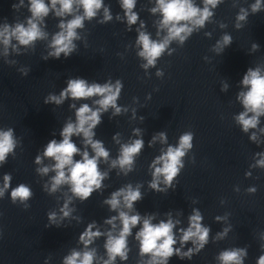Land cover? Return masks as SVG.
<instances>
[{
	"label": "clouds",
	"instance_id": "9594fccd",
	"mask_svg": "<svg viewBox=\"0 0 264 264\" xmlns=\"http://www.w3.org/2000/svg\"><path fill=\"white\" fill-rule=\"evenodd\" d=\"M239 0H233V7L238 6ZM122 9L123 17L116 14L117 21L126 24V30L131 31L133 26L139 24L135 31L137 33L135 47L138 49L136 55L142 63L140 67L145 70L156 68L158 61L167 53L171 56L176 49L171 48L173 43L183 47L186 41L194 34L200 32L208 23H215V9L224 0H149L153 6L147 11L154 17L153 26L156 29L155 38L151 32L147 31V25L140 18L136 11L138 0H118ZM26 8L28 15L23 21L16 20L9 23L7 18L0 22V56L5 58L4 63L15 65L16 60L7 59L10 55L27 54L34 51L38 42H45L47 54L42 59H60L70 57L77 52V41L86 37L81 35V30L85 28V22L96 20L102 13V18L97 20L99 24H107L113 20L110 5H106L104 0H18L12 4V9L18 12ZM264 11V0H254L247 8L239 7L235 17L234 27L239 30L247 22L250 14H257ZM52 16L57 19L54 33L47 31V18ZM220 28H226L223 22L219 23ZM206 37H211V32L204 33ZM233 38L230 34L224 33L212 46L211 51L218 55L230 46ZM260 49L258 43L253 42L251 51ZM120 55V54H118ZM207 60L208 58L205 57ZM24 76L28 75L29 69H18ZM156 77L163 78L164 71L158 69ZM124 85L120 79L115 82L109 78L104 83L91 82L87 79L76 77L67 80V86L59 94L49 93L44 98V104L62 105L66 100L91 101L83 102L77 107L76 103L69 105L75 110V119L69 118L60 130L61 139H51L43 148L42 153L35 156L34 163L38 166L35 171L41 176H50L42 186L43 191L49 195L60 191L63 186H67L71 195L65 199L60 208V216L56 211H49L47 219L49 224L45 227H61L59 221L71 216L75 210L70 208L73 197L81 203L87 201L95 192L101 191L105 185L104 181L108 177V172L101 171L100 161L108 163L110 151L104 146L103 141L95 139V129L102 123V116L112 109V116H118L128 112V107L120 106L118 100ZM240 90L237 92L236 101L241 105L242 111L233 116V120L240 127L241 131L249 135V140L259 144V133L264 134V128L259 127L261 118L264 117V64H257L249 67L239 82ZM228 84L222 82L221 91H227ZM158 91V89H154ZM146 99H151V93ZM133 101H138L134 97ZM133 118H135V109ZM111 118V117H110ZM141 120L144 117H140ZM133 135L138 137L131 139L128 143H120V133L113 136V140L120 144L119 155L110 161L111 168H119L125 176L134 171L136 158L145 147L141 129L134 128ZM73 137L81 138L82 147L78 146ZM194 133L186 131L182 133L175 145L168 142L165 131L154 134L148 142V147H152L157 141L161 147L160 154L155 156L149 164L151 181L149 188L157 193H166L173 188V182L177 180L182 169L185 167L184 158L193 149ZM19 141L11 127L0 128V167L7 163L9 156L15 157ZM91 149V152L89 151ZM79 159H76V157ZM255 160L250 167L264 169V152L255 153ZM52 161L51 164H44L45 160ZM194 163V158L192 159ZM119 174V173H118ZM250 172L245 173V177L250 176ZM12 175L3 174L2 184H0V199L5 197L10 191V199L14 205H23L26 210L30 208L28 201L33 197L31 187L25 183H20L16 187H11ZM161 184L164 187H161ZM141 184L135 187L131 183L113 191L103 203L109 207V211L116 213L104 220V224L110 228L101 231L96 221L87 224L79 234L78 244L80 249L72 248L69 254L62 258V264H118L127 262L131 248L129 238L133 237L138 245V260L136 264H170L173 256L180 260H191L199 254L209 243L210 227L203 224V215L199 209L193 208L188 216L187 227H179V219H173L172 213H165L166 219L156 220V214L141 215L135 211V205L143 199ZM239 191V188L235 189ZM256 187H249L246 192L255 194ZM217 221L223 219L221 216L215 217ZM134 229H138L133 232ZM225 228L217 233L213 238L223 239L229 232ZM177 234L178 237L177 238ZM105 237L103 249L104 255L98 254L95 242ZM264 241V232L260 235ZM191 243L186 251L183 249ZM179 244V247H177ZM264 249V242L261 243ZM248 256L247 247H231L221 251L215 259L219 264H245ZM44 264H48L47 259ZM256 264H264V251L256 259Z\"/></svg>",
	"mask_w": 264,
	"mask_h": 264
}]
</instances>
